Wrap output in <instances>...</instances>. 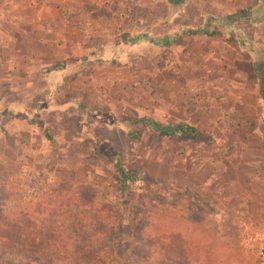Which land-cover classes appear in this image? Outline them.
Returning a JSON list of instances; mask_svg holds the SVG:
<instances>
[{
	"label": "rangeland",
	"instance_id": "1",
	"mask_svg": "<svg viewBox=\"0 0 264 264\" xmlns=\"http://www.w3.org/2000/svg\"><path fill=\"white\" fill-rule=\"evenodd\" d=\"M235 1L82 4L125 23L102 37L93 33L91 61L72 69H24L22 52L0 41V219L23 217L47 199L60 204L54 190H94L101 201L121 203L125 241L140 220L165 222L197 228L212 250L239 264H261L254 236L264 235V99L253 56L239 43L252 22L225 20L210 25L213 35L187 33L235 13ZM237 2L240 14L251 1ZM123 34L144 38L132 44ZM165 36L175 40L152 41ZM144 119L185 122L196 132L162 135ZM112 152L138 176L125 198ZM205 190H230L231 197ZM58 206L51 222L66 220Z\"/></svg>",
	"mask_w": 264,
	"mask_h": 264
},
{
	"label": "trees",
	"instance_id": "2",
	"mask_svg": "<svg viewBox=\"0 0 264 264\" xmlns=\"http://www.w3.org/2000/svg\"><path fill=\"white\" fill-rule=\"evenodd\" d=\"M255 8L261 10L262 3H255ZM60 9L69 18L79 11L80 6L65 2ZM248 12L250 9L222 19L210 18L204 27L187 33L213 35L215 31L209 30L210 25H220L225 20L248 19ZM122 37L126 38L124 34ZM141 37L144 38L136 36L126 38V41L133 44ZM174 40V37L165 36L152 41L167 45ZM239 43L253 56L254 70L261 76L260 93L264 99V52L250 37H242ZM144 121L162 135L193 136L196 132L185 122L163 125L151 119ZM45 135L50 139L47 129ZM111 155L117 171L119 194L125 198L138 176L124 166L120 154L112 152ZM50 195L60 204H52L47 199L44 208L26 209L23 213L26 220L24 216L0 219V264H128L130 260L144 262L149 259L153 264H239L236 256H225L224 252L212 250L202 232L193 227L183 229L179 226V230H173L165 222L157 225L140 220L133 225L131 238L125 241L121 203L117 200L101 201L94 190L66 188L54 190ZM55 205H59L57 211L66 218L65 221L51 222L55 219L51 210Z\"/></svg>",
	"mask_w": 264,
	"mask_h": 264
},
{
	"label": "crops",
	"instance_id": "3",
	"mask_svg": "<svg viewBox=\"0 0 264 264\" xmlns=\"http://www.w3.org/2000/svg\"><path fill=\"white\" fill-rule=\"evenodd\" d=\"M90 1L93 2V0H0V35L5 36L0 37V41L11 40L10 43L16 45L14 50L22 52L24 69L52 65L65 70L69 67L71 69L78 67L85 60L91 61L88 57L95 53L91 39L93 33L102 37L105 35V28L115 32L116 26L125 23V20L114 17L110 19L95 10H85L82 4ZM250 1L241 13L245 9H250L249 18L244 19L252 22L249 37L264 52V0ZM65 2L82 5V8L74 16L67 18L60 9ZM257 2L262 3L261 10L255 8ZM237 4L236 0L233 3L236 7L235 14H239ZM25 81L26 85H29L31 79L27 77ZM205 191L220 196L221 199L229 200L231 197L230 190Z\"/></svg>",
	"mask_w": 264,
	"mask_h": 264
},
{
	"label": "built area",
	"instance_id": "4",
	"mask_svg": "<svg viewBox=\"0 0 264 264\" xmlns=\"http://www.w3.org/2000/svg\"><path fill=\"white\" fill-rule=\"evenodd\" d=\"M117 0H97L99 4H101L104 7L111 8L112 6L115 5ZM259 238H256V237ZM256 238V248H255V254L256 257L258 258V262L261 264H264V235H262L260 232L255 233L254 239ZM254 239L252 238L251 241L252 243L254 242ZM248 241V240H247ZM249 243L250 240H249Z\"/></svg>",
	"mask_w": 264,
	"mask_h": 264
}]
</instances>
